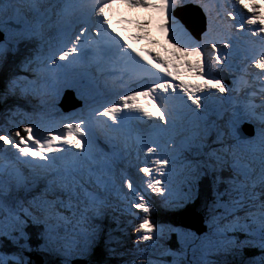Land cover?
<instances>
[{
  "label": "snow or ice",
  "instance_id": "snow-or-ice-1",
  "mask_svg": "<svg viewBox=\"0 0 264 264\" xmlns=\"http://www.w3.org/2000/svg\"><path fill=\"white\" fill-rule=\"evenodd\" d=\"M119 4L154 13L169 42L198 59L174 63L135 47L112 27L109 10ZM186 5H195L205 17L200 40L176 15ZM0 35V67L9 52L34 45L20 64L25 75L9 74L0 101H39L31 113L12 111L10 127L0 126V237L31 251L26 228L29 223L40 226L38 250L72 264L87 257L100 239L98 221L113 207L109 196L115 191L123 211L138 220L137 248L141 241H153L150 247H155L166 232H175L180 249L160 253L173 257L172 264H230L228 257L245 247L259 248L261 255L242 264H264V2L0 0ZM250 69L259 70V104L236 95L241 85L251 86ZM223 72L232 74L231 87L217 74ZM185 74L203 83L193 84L183 79ZM101 85L116 99L98 101ZM69 89L83 106L64 114L57 105ZM18 116L23 117L19 122ZM133 154L137 161L144 156L135 165L146 178L142 186L119 168L124 162L131 165ZM178 162L183 179L176 190ZM206 173L215 196L208 233L197 236L152 221L146 195L155 193L166 204L182 206L196 198ZM73 218L79 231L62 235V223ZM9 260L28 264L22 256L0 254V264Z\"/></svg>",
  "mask_w": 264,
  "mask_h": 264
},
{
  "label": "trees",
  "instance_id": "trees-1",
  "mask_svg": "<svg viewBox=\"0 0 264 264\" xmlns=\"http://www.w3.org/2000/svg\"><path fill=\"white\" fill-rule=\"evenodd\" d=\"M28 54V51H26V55ZM17 57H21L23 55V49H21L20 51H18L16 53ZM12 69V68H11ZM0 73L5 70V66H3L0 69ZM8 70H5V72H7ZM3 73V77L4 78V74ZM2 79L0 80V90L3 91L5 84L2 82ZM0 91V92H2ZM5 103H10V100H4ZM4 101H0V108L3 105ZM28 110H32V108L28 107ZM2 118L0 121V125L3 122L4 126H9L8 124V120L9 117H7V113H3L2 114ZM7 121V122H6ZM6 122V123H5ZM211 184L208 185L207 180L204 178H201L197 184V195H196V199L193 200L191 202L185 203L183 204L181 207L180 206H173V205H169L166 204L165 201L158 196L155 193H150V195H146L145 199L149 201L152 211L149 214L150 218L152 219V221L156 222H162L165 223L166 225L171 226L172 224L175 227L179 226V219H180V212L192 207L193 209H197L200 212L204 213L206 215V217L210 218V212L208 207L205 205L204 206V202L207 201V204H212L215 197L213 196L211 190ZM150 192V190H149ZM134 212L140 214L141 211L138 209H133ZM133 216V215H132ZM109 222H111L113 224V228L116 229L118 226H122V223L118 220V219H110ZM111 229V228H110ZM28 230V232L31 234L30 235V243L32 244V246L34 248L39 247V244L41 243V241L38 239V233L41 231L40 229H38L37 227H32L30 226V228L26 229ZM210 229L207 228V232H209ZM173 236L171 237V239L168 241L167 243V249H171L172 251H177L180 249V242L179 239L177 237V234H172ZM239 236L240 239H244V235L241 234H237ZM21 243H23V241H21ZM198 243V242H197ZM105 241L102 242L99 246H96V249H94L92 251V253L88 256V260L86 261V264H106V255H107V249L105 251L104 246H105ZM14 251V252H18L21 251L19 245H17L16 243H14L12 240L6 238V237H0V254L5 255L6 257H10L6 251ZM18 250V251H17ZM27 255L30 258V261H27L28 264H61L62 259H58V258H54V257H50L49 255H47L44 252H40L37 250H31L28 251L27 250ZM19 253V252H18ZM189 253L191 254V250H189ZM132 254H130L129 256H131ZM261 255V250L256 248V247H245L242 250V253L235 256V257H231L230 259H233L236 263L238 264H242V262H246L249 261L250 259H252L253 257H259ZM134 257V256H132ZM158 260H161L163 262V264H172L173 262V257L171 256H160ZM124 262V260H122L120 262V260L116 259L113 260L107 264H122ZM9 264H15V262L13 260H9Z\"/></svg>",
  "mask_w": 264,
  "mask_h": 264
},
{
  "label": "rangeland",
  "instance_id": "rangeland-1",
  "mask_svg": "<svg viewBox=\"0 0 264 264\" xmlns=\"http://www.w3.org/2000/svg\"><path fill=\"white\" fill-rule=\"evenodd\" d=\"M24 56H25V53H23V55L21 57H17L16 58V61L18 62V64H21V61L23 60ZM7 78H8L7 76H4V78L2 79V82L4 84H5L6 80H7ZM65 97L66 96L62 97V102L64 101ZM65 104L68 105L70 108H72L73 112H75L76 110L79 109L78 104L75 103L71 99H67L65 101ZM69 113H72V112H69ZM0 134H2V133H0ZM180 171H181V164H177L176 165V171H175L177 182L173 183V188L176 189V190L180 189V187L178 185V183L180 182L179 179H181V178L183 179V176L180 175ZM132 177H133V175H132ZM140 178H141V175H138V179H140ZM124 191H125V189H124ZM109 197L112 200V205H114V203L117 200H119V196L116 194L115 191H113L112 194ZM117 209L118 208H116V210ZM117 213H118V211H116L115 214H117ZM73 220H75V219L73 218ZM135 222H137V220L134 221V216H132V217L128 216V225H127V231H126V235H125L126 238H124L122 240V245L123 246H126V247L130 248L131 251H132V248L137 251V253L132 254L131 256H129V258H130L129 261H131L132 263L135 262V264H140L141 260H144V261L156 260V261H160L161 264H163V262L161 260H158V259L161 256L160 253L163 252L164 249H167V241H166V239L168 237V232H166L165 236L161 240L156 242L155 247H150L153 244V241H141L140 244H139V248H137L136 241H137V238H138L139 234L135 231V226H136ZM155 223L158 226L164 227L165 229L169 228V225H166L165 223H162V222H159V221H156ZM124 224H126V223L124 222ZM26 231H27V233L30 236L31 234L28 232V230H26ZM66 235L71 236L70 234H66ZM28 244L31 247V249H33V250L36 249V248H34L32 246L30 241H28ZM37 251H40V250H37ZM21 252H23L25 254L28 253L27 249H21ZM40 252H43V251H40ZM44 253H46V252H44ZM132 256H134V257H132ZM189 258H190L189 260L192 259V253L190 254ZM83 259L87 261V257H84ZM228 260H229L230 264H238L233 259H229V257H228ZM122 264H124V262Z\"/></svg>",
  "mask_w": 264,
  "mask_h": 264
},
{
  "label": "water",
  "instance_id": "water-1",
  "mask_svg": "<svg viewBox=\"0 0 264 264\" xmlns=\"http://www.w3.org/2000/svg\"><path fill=\"white\" fill-rule=\"evenodd\" d=\"M199 18L200 20L203 22V17L202 15H199ZM2 112H6L8 111V108H3L1 110ZM180 216V219H179V226L178 227H175L173 224L169 227L171 228H175V229H180V230H183V231H188V232H191L193 231L194 233H197L198 235L202 234L206 229L204 227V225L201 223V219L203 217V215L194 210L193 208H187L183 211L180 212L179 214ZM175 232H170L168 233V237L171 235V237L173 236L172 234H174ZM171 237L169 238V240L171 239ZM168 239V238H167ZM166 239V241H167ZM6 253L11 257L13 255H16V256H22L24 259H26L27 261H30V258L27 254L21 252V253H16L12 250L10 251H6ZM73 264H86V261L84 260H75L73 262Z\"/></svg>",
  "mask_w": 264,
  "mask_h": 264
},
{
  "label": "clouds",
  "instance_id": "clouds-1",
  "mask_svg": "<svg viewBox=\"0 0 264 264\" xmlns=\"http://www.w3.org/2000/svg\"><path fill=\"white\" fill-rule=\"evenodd\" d=\"M191 6H192L193 11H195L197 7H195V6H193V5H191ZM202 23H203V25H204L205 22H202ZM16 98H18V97H16ZM15 105H16V106H20V101H17V100H16V101H15ZM2 106H3V105H2ZM2 109H3V108L1 107V108H0V114L4 113V112L1 111ZM121 211H123V210H121ZM123 212H124V211H123ZM123 214H126V212H124ZM127 218H128V215H126V216L123 215V216H120V217L115 218V219H118V220L122 223V225H123V220L125 221ZM106 227H110L111 230H112L113 232H116L117 234H120L121 232L124 231L122 226H118L116 229H114V228H113V224H112L111 222H109V221L106 222V226H105L104 228H106ZM121 227H122V228H121ZM62 234L65 235V234H68V232L63 231ZM175 234H176V233H175ZM106 235H107V233H106ZM170 237H171V235H170L169 237H167V238H168V239H167V243H168ZM16 253H18V252H16ZM19 253H20V252H19ZM19 253H18V254H19ZM188 255H189V252H188ZM188 259H190L189 256H188Z\"/></svg>",
  "mask_w": 264,
  "mask_h": 264
},
{
  "label": "bare ground",
  "instance_id": "bare-ground-1",
  "mask_svg": "<svg viewBox=\"0 0 264 264\" xmlns=\"http://www.w3.org/2000/svg\"><path fill=\"white\" fill-rule=\"evenodd\" d=\"M203 27V26H202ZM152 34H153V37L155 36V35H157V34H162L163 32H165L164 30H162V28L160 27V26H158L157 25V23H154L153 25H152ZM147 30V28L146 27H144V31H146ZM29 51L30 50H28V53H29ZM11 69V68H10ZM15 71V70H14ZM67 99H70L69 97H65V99H64V101H63V103L65 104V101L67 100ZM126 223V222H125Z\"/></svg>",
  "mask_w": 264,
  "mask_h": 264
}]
</instances>
